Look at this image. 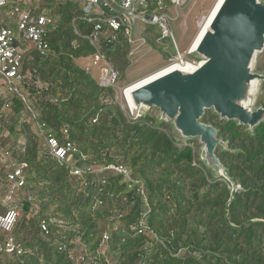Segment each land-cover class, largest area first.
<instances>
[{"label":"trees","instance_id":"1","mask_svg":"<svg viewBox=\"0 0 264 264\" xmlns=\"http://www.w3.org/2000/svg\"><path fill=\"white\" fill-rule=\"evenodd\" d=\"M171 3L148 0L143 11L162 14ZM19 7L54 19L46 55L18 36L20 47L26 44L18 86L38 121L62 142H72L91 168L125 167L131 180L114 169L75 175L44 152L24 101L15 92H0V149L27 163L14 229L23 252L0 253V264H264V123L250 134L209 111L203 118L239 151H218L235 190L199 160L196 141L179 143L169 125L151 115L133 118L118 102L117 87L99 84L86 65L96 53L89 35L97 17L89 4L27 0ZM143 35L165 59L173 54V47L169 52L157 41L154 25ZM102 50L117 81H126L133 46L124 32ZM258 104L264 105V87ZM22 137L26 145L18 148ZM0 175L5 178L4 171Z\"/></svg>","mask_w":264,"mask_h":264},{"label":"water","instance_id":"2","mask_svg":"<svg viewBox=\"0 0 264 264\" xmlns=\"http://www.w3.org/2000/svg\"><path fill=\"white\" fill-rule=\"evenodd\" d=\"M263 52L264 0H218L189 51L197 64L165 67L125 88L132 117L151 115L157 124L169 125L179 143L196 141L199 160L236 190L218 151H239L203 118L209 111L250 134L264 123V105L258 104L264 69L257 68Z\"/></svg>","mask_w":264,"mask_h":264},{"label":"built area","instance_id":"3","mask_svg":"<svg viewBox=\"0 0 264 264\" xmlns=\"http://www.w3.org/2000/svg\"><path fill=\"white\" fill-rule=\"evenodd\" d=\"M7 0H0L1 8L6 4ZM90 5V13L97 17V23L89 35L91 43L96 48L93 57L92 66L99 70L98 81L104 87H116L118 73L113 66L107 61L106 55L102 50V44H112L119 41L120 35L124 32L125 38L133 46L138 38L137 33L144 34L147 25L158 26L159 29L157 41L160 43L167 42L174 46L175 55L170 59V64L190 62L197 64V61H190L187 57L189 52H182L178 49L176 36L172 29L169 17L162 14H146L143 9L147 6L148 0H83ZM179 3L180 0H172ZM151 16L152 18H148ZM11 17H16L17 28L20 36L34 44L36 49L43 55L50 51L48 42L49 27L54 24V19L46 15H36L30 10L20 9L16 7L11 13ZM209 13L204 14L198 21L201 29L208 20ZM143 28V31L140 30ZM171 39V41L167 40ZM145 40V38H144ZM22 49L18 42V35L10 27L0 25V79L1 84L9 91L15 92L26 104L30 113V118L34 119L39 132L43 139L44 152L71 167L73 173L78 176L84 174L100 173L107 169H114L126 175L130 181V172L125 167L108 166L99 170H95L87 165L86 156L81 158L76 154L78 148L72 142H62L51 131L46 129L45 123H40L36 113L28 103L26 97L18 86V82L23 79L20 73ZM2 92V91H0ZM26 138L22 137L18 144V148L26 145ZM77 157V158H76ZM27 163L19 161L15 157L13 151L0 149V174L4 171L5 178L0 175V192H4L0 197V206L12 205V208L5 214L0 211V232L4 239L0 241V253L5 255L21 254L23 252L22 244L18 241L14 229L21 215L20 202L16 198L23 193L24 187L27 185L25 170ZM101 182H105L101 177ZM29 201L34 198L30 192L24 193ZM42 228L48 232V224L42 223ZM107 238V235L104 236Z\"/></svg>","mask_w":264,"mask_h":264},{"label":"rangeland","instance_id":"4","mask_svg":"<svg viewBox=\"0 0 264 264\" xmlns=\"http://www.w3.org/2000/svg\"><path fill=\"white\" fill-rule=\"evenodd\" d=\"M218 0H180L179 3H172L167 7V10L163 12L169 17L172 29L176 36V42L178 45V49L182 52H189L190 48L200 31L198 26V21L204 14H207L213 10L215 4ZM11 29H16L17 35L20 39V34L17 28V21L14 22L11 26ZM155 30L159 29L158 26H154ZM143 31V28L140 32ZM156 33V32H155ZM22 38V37H21ZM136 38H138L137 42L133 45L132 51V65L129 68L127 75L128 79L126 81H121L116 83V87L118 90L117 100L122 105L124 110L128 111L131 116H133L129 110L126 97L124 94V90L129 84H132L138 80H141L150 74H153L166 66L169 65L170 59L175 55L177 51L173 47V52L171 51L170 44L165 42L161 43L164 46V49L167 51H171L173 53L169 58H164L163 54H161L158 50L153 49L150 45L146 43L144 40V35L137 33ZM171 41V39H167ZM30 42V41H29ZM32 43V42H31ZM23 47H26L25 43H22ZM21 46V48H22ZM176 50V51H175ZM170 54V53H169ZM187 57L190 61H198V57L193 54H188ZM84 61V60H83ZM264 62V52L260 55L257 68L262 69L261 66ZM89 66L96 78L99 77V70L92 66V60H88L86 63ZM1 83V79H0ZM2 85V84H1ZM0 91H9L4 85L0 87ZM262 92V91H261ZM29 120L33 123L36 130L39 132V128L34 119L29 117ZM40 133V132H39Z\"/></svg>","mask_w":264,"mask_h":264},{"label":"crops","instance_id":"5","mask_svg":"<svg viewBox=\"0 0 264 264\" xmlns=\"http://www.w3.org/2000/svg\"><path fill=\"white\" fill-rule=\"evenodd\" d=\"M26 1L27 0H7L6 4L1 8L0 23L4 25L5 22H8L9 24L16 22V17H11V13L16 10V7Z\"/></svg>","mask_w":264,"mask_h":264},{"label":"bare ground","instance_id":"6","mask_svg":"<svg viewBox=\"0 0 264 264\" xmlns=\"http://www.w3.org/2000/svg\"><path fill=\"white\" fill-rule=\"evenodd\" d=\"M178 64H180V63H173V64H170V65H168V66H166V67H169V66H173V65H178ZM193 64V63H192Z\"/></svg>","mask_w":264,"mask_h":264}]
</instances>
